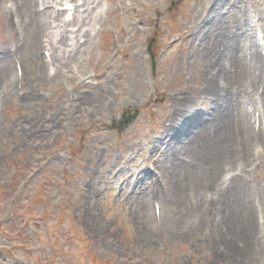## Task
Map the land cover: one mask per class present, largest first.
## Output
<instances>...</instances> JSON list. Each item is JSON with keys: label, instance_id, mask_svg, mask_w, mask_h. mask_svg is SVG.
I'll use <instances>...</instances> for the list:
<instances>
[{"label": "rangeland", "instance_id": "obj_1", "mask_svg": "<svg viewBox=\"0 0 264 264\" xmlns=\"http://www.w3.org/2000/svg\"><path fill=\"white\" fill-rule=\"evenodd\" d=\"M50 1L65 21L78 2ZM10 5L0 264H264V73L246 56L254 44L264 69V0H101L96 35L79 34L69 54L46 38L34 48L24 0ZM125 109L139 116L117 133L111 119ZM246 213L257 229L235 233ZM218 236L242 243L244 258L216 257Z\"/></svg>", "mask_w": 264, "mask_h": 264}, {"label": "bare ground", "instance_id": "obj_2", "mask_svg": "<svg viewBox=\"0 0 264 264\" xmlns=\"http://www.w3.org/2000/svg\"><path fill=\"white\" fill-rule=\"evenodd\" d=\"M48 3V6H44L45 2ZM62 0H59V3H61ZM72 2H76L75 5L73 6L72 9V14L70 15V18L68 20H62L60 16L59 11H54L52 10L54 7L52 5V2L50 0H24L25 6L23 8V14L21 17H25V25L31 28V31L29 33V37L31 38V42L34 46V48H40L42 46V40L47 39V46H49L50 49L56 48V50H62L64 53L69 54L74 50H78L79 47L77 45V42H80V35L82 37L86 38V40L94 37L97 33L96 26L101 23V18H102V9H101V0H71ZM80 1V3H79ZM5 4V0H1L0 3V19L3 21V18L5 17L4 13L5 11L11 12L13 14V9L14 5L8 6H3ZM231 6V5H230ZM42 7V9H40ZM51 7V8H50ZM232 7V6H231ZM83 8V9H82ZM121 6H118L117 9H120ZM80 9L82 11H80ZM15 11V9H14ZM64 12V11H63ZM63 15V14H61ZM6 18V23L9 22L11 17H5ZM21 19V18H20ZM21 23V20H17V27ZM55 24L54 28L57 27V30H55V33L52 32V29L50 30V35L53 37V39L49 35V29L51 28V25ZM75 26L77 29H68L66 30L65 28L67 26L71 27ZM14 26V25H13ZM98 28V27H97ZM238 28L240 31H242V27L240 24H238ZM23 28L19 30V33L21 34L23 32ZM229 31L231 30V33H233V30L231 28L228 29ZM17 31V29H16ZM224 32V31H223ZM222 32V33H223ZM69 33V35H68ZM82 33V34H81ZM228 33V31H227ZM48 34V35H47ZM80 34V35H79ZM64 36L69 37V40L67 41ZM46 39L44 40L43 43L46 42ZM10 39H6L5 44L2 46V48L5 49L7 47V44ZM78 40V41H77ZM83 40L82 45H86L87 41ZM37 42V43H36ZM71 42V43H69ZM227 41H220L219 45L217 46L218 51H222V47L226 48L223 56L230 57L231 55L229 54ZM46 46V44L44 45ZM54 50L52 54L56 53L57 51ZM80 50V49H79ZM263 51L261 52L260 49L254 48V44H251L248 47V52H247V59H248V64L251 63L253 69H256L259 67L260 71H263L264 69H261V55ZM261 54V55H260ZM7 55L5 54V58ZM231 61L229 60L227 66L230 68V72L237 74L238 70L234 68L231 64L233 63V57H231ZM5 60V59H4ZM221 59H219L220 62ZM60 61V60H59ZM7 62V61H3ZM218 62V65L220 66L219 68H222V71L224 70V64H220ZM2 63V64H3ZM7 69L8 67L6 65H2L0 67V79L4 81L8 80L9 82L14 81V77L11 75L7 77ZM134 70L137 69V67H133ZM56 71V70H55ZM228 72V71H227ZM256 78V77H255ZM262 78L260 77V81ZM185 104V103H183ZM264 107V105H263ZM264 114V113H263ZM264 129V119L262 122V131ZM262 142L264 143V136ZM219 200V195L216 191L214 192H208L206 195H203L201 199L199 200V203L201 204V215L204 216L206 213L212 212L213 211V206L216 201ZM203 202V204L201 203ZM222 207H224V204L221 203ZM254 215L253 218L251 214H243L239 219H236L233 224H231V228L235 231V233L245 234V232H250L253 231L254 228H256V224L254 223ZM254 225V228H253ZM257 229V228H256ZM225 234V232H224ZM222 236H229V233L227 235H222ZM212 238V234L210 235ZM219 239V240H218ZM218 239H213V244L216 245L215 249V256L216 257H229V258H235V259H241L244 258V245L242 243H238L235 245H232V243H225V239L221 236H218ZM242 242V240H239Z\"/></svg>", "mask_w": 264, "mask_h": 264}, {"label": "water", "instance_id": "obj_3", "mask_svg": "<svg viewBox=\"0 0 264 264\" xmlns=\"http://www.w3.org/2000/svg\"><path fill=\"white\" fill-rule=\"evenodd\" d=\"M132 117H129L128 119H126L125 121H124V123H127V122H129V120L131 119ZM122 124V123H121Z\"/></svg>", "mask_w": 264, "mask_h": 264}]
</instances>
